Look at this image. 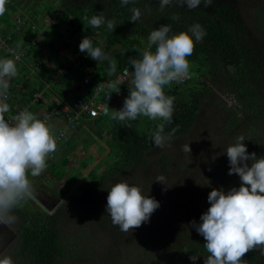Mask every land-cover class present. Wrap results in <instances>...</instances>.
I'll use <instances>...</instances> for the list:
<instances>
[{
    "label": "rangeland",
    "instance_id": "374dc122",
    "mask_svg": "<svg viewBox=\"0 0 264 264\" xmlns=\"http://www.w3.org/2000/svg\"><path fill=\"white\" fill-rule=\"evenodd\" d=\"M217 1L222 0H214ZM230 1L241 26L262 49L264 55V32L257 29L255 20L258 11L264 12V0ZM61 3V0H7L5 11L12 22L4 24L0 20V36L2 30L10 31L13 26L20 27L18 29H22L21 31L14 28L13 32L19 33L22 36L21 40L33 38L44 55L53 54L52 60L48 62L47 71L38 65L39 62L36 63L37 66L32 67L27 60L30 65H27L26 71L21 72L22 76L26 77H15L20 72L17 68V74L10 79L12 85L14 83L18 85L12 93L15 95V106L29 110L37 117L41 109L46 108V103L43 102L45 100L33 97L31 102L34 103L31 105L28 97L23 96L21 99L17 91L19 87L24 90L23 87H27L28 81L33 84L41 83L48 93L45 95L43 92V97L50 99L54 97V93L70 89L71 82L75 86L73 78L71 82L62 84L52 83V77L47 80L49 74L52 75L53 71H56L59 63L66 69V74L69 73L71 65L62 58L66 54L70 57L74 51L70 41L69 46L65 42V49L60 50L56 46L50 52L48 48L52 41L56 38L65 41L71 30L79 29L78 25L68 26L66 20L60 21L55 27L50 25L55 19L46 15V10L52 12L53 9L62 6ZM35 14L39 16H33ZM27 19L31 20L29 24L32 25L25 29L23 24ZM33 23L35 26L38 24L39 29L35 28ZM143 25H151L153 30H158L161 26L155 17H145ZM118 43L117 47L124 44ZM23 45L24 43L20 46ZM27 46L28 44L24 47ZM7 55L8 53L0 51V59ZM74 73L71 72V76ZM43 77L46 83L41 81ZM209 81L210 91L193 128L187 134L171 139L170 146L163 149L154 147L147 153L145 165L132 166L123 171L114 169L116 157L111 143L115 141L120 125L124 127V123L112 121L109 116L100 124L93 126V129L82 128L77 138L72 139V145L57 148L54 159L46 158V170L38 177L29 176L35 198L14 211L15 223L0 224V258L9 256L14 264L19 263L16 260L15 249L19 243L21 214H28L34 210L55 214L69 195H76L81 185L91 182L95 176L99 184L94 204L100 213L64 209V212L58 214L62 246L66 249L61 264H204L205 258L195 262L183 258L180 256V249L188 238L201 236L190 222L202 223L200 217L210 207L208 194L213 189L221 188L227 192L237 184V180L239 181L237 175H228L230 166L225 153L227 147L236 142V137L243 135L245 138L243 143L248 153H255L257 158L264 157V149H261L257 135L246 131L248 123L241 114V105L235 99V95L228 92L222 70L218 69L214 75L209 74ZM147 120L148 118L141 116L136 121L127 123L135 126L137 132H141L145 131ZM100 130L102 134L99 133ZM64 161H67L68 165L63 169L60 164ZM55 162L63 169L64 174L61 178L50 172ZM248 163L250 165L251 161ZM157 176L165 178L164 184L155 182ZM121 181H127L130 185L140 188L144 196L155 198L160 204L148 223L128 233H123L114 226L105 211L108 191Z\"/></svg>",
    "mask_w": 264,
    "mask_h": 264
},
{
    "label": "trees",
    "instance_id": "16d2710c",
    "mask_svg": "<svg viewBox=\"0 0 264 264\" xmlns=\"http://www.w3.org/2000/svg\"><path fill=\"white\" fill-rule=\"evenodd\" d=\"M61 1L62 6H58V9H53L52 12L46 10V15L51 16V19H55L50 25L55 27L60 21L66 20L68 26L78 25L79 29L71 30L69 37L64 36L65 41L62 38L54 39L48 50L52 52L56 46L60 50L65 49L66 45L69 46V42L72 41L71 44L74 46V51L70 57L66 54L63 55L62 59L71 64L73 63L72 68L76 71L72 76L70 73L67 76L57 78L55 84L71 82V78L75 81H82L86 77L84 68L87 65L94 67L89 75L91 82L87 85L89 93L93 91L96 81L106 84L107 79L115 78L124 68L131 66L129 63L130 57L138 58L140 52L146 48L147 37L153 28L151 25H143L145 17H155L161 25H171L169 35L187 31L191 25L199 23L206 30L207 35L202 42L195 43L193 54L186 57L190 62V71L193 73V79L185 84L174 85L172 83L163 88L165 95L175 97L172 123L165 126L164 134H168L175 128L177 130L172 136V139H174L187 134L193 128L202 104L210 91L209 74L214 75L219 69L224 73L228 92L235 95V99L241 105V114L248 123L246 131L256 134L257 140H260L261 149H264V55L262 49L249 37L248 32L236 18V11L232 1H217L210 7H205L201 3L197 9L191 11L188 10L186 5L178 7L175 4L161 11L159 7L160 0H135V3H130L126 7L121 6L119 0ZM134 7L139 8L142 13L136 23L129 21L132 15L131 9ZM101 12L106 18L115 20L116 27L113 32L107 29L106 24L99 28H91L89 26L86 18L98 15ZM174 15L179 17V19H171ZM33 16L37 17L39 15L35 14ZM0 20L4 24L12 22L7 11L0 16ZM255 20L257 29L264 32V12L258 11ZM30 22L31 20H25L23 27L25 29H27L26 27H31L32 24H29ZM38 24L35 26L33 23L35 28L39 29ZM14 28L19 31L22 30L18 29L20 27L13 26L11 28L12 31L8 29L2 30L1 36L5 39L8 46L16 52L21 53L25 49L23 61L16 63V67L20 72L15 77L25 76H22L21 72L26 71L27 65H30L27 60L30 61V66L32 67L37 66L36 63L39 62L40 66L47 71L48 62L52 60L53 54L45 53L44 55L41 49L38 48L39 45H37L36 40H32L33 38L27 37L28 39L21 40L22 36L13 32ZM92 34L106 40V47H101L96 42L92 44L94 47H101L107 56L115 60L116 67L114 72L110 73L107 60L94 61L88 57L86 52H80L79 44L82 39ZM118 42H123L124 44L117 47ZM22 43L24 45L20 46ZM26 44L28 46L25 48ZM152 51H154V47ZM60 68H62V65L59 63L55 68L56 71H53L52 75L49 74L47 80L51 77L54 80ZM37 74L40 75L39 73ZM45 78L43 77L41 81L46 83ZM16 80L19 81L18 79ZM11 83L12 80L9 81L10 86L7 92L13 93L18 85H15L16 83L12 85ZM26 86V88L23 87L24 92L22 89L17 91L21 99L26 96L30 99V103L36 94L42 91H44L45 95L48 94L41 83L33 84L28 81ZM68 92H70V89L63 90L62 94L65 95ZM15 105L16 103L13 102L12 106L15 107ZM160 122L159 119L155 121L148 119L145 131L141 132H137L135 126L129 127L124 124V127H122L120 125L117 137L111 143L116 157L115 170L123 171L132 166H141L147 163V153L154 148L152 133ZM253 129H256V131ZM99 133L102 134L101 130ZM260 134L262 135L261 138ZM72 142L73 140L71 139L66 147L72 145ZM56 154V151L50 154L51 159H54ZM165 159L162 158V160ZM67 165V161L60 164L63 169ZM60 166L55 162L50 169V172L57 178H61L64 174ZM164 166H162L163 169L165 168ZM98 181V178L94 176L91 182L81 185L80 191L76 195H69L55 214L51 215L48 211L43 210H34L28 214H21L22 224L18 229L19 243L17 249H15L16 260L19 261L18 264H61L66 249L62 246L63 238L57 218L58 214L64 212V209L79 212L96 211L99 214L100 210L96 209L94 204ZM236 183L232 188H239L240 179ZM205 243L206 241L202 236L188 238L182 249H180V256L189 259L190 256L197 255L199 256L197 260L205 258L207 256V252L203 247ZM242 259L244 264H264V256L256 250L246 253Z\"/></svg>",
    "mask_w": 264,
    "mask_h": 264
},
{
    "label": "clouds",
    "instance_id": "9594fccd",
    "mask_svg": "<svg viewBox=\"0 0 264 264\" xmlns=\"http://www.w3.org/2000/svg\"><path fill=\"white\" fill-rule=\"evenodd\" d=\"M6 2L0 0V16L5 13ZM119 2L126 7L135 0ZM201 3L210 7L214 0H160L159 7L163 11L173 4L178 7L186 5L191 11ZM131 12L129 21L138 22L141 10L134 7ZM86 19L91 28L106 24L107 29L113 32L116 27L115 20L106 18L103 12ZM171 19L179 17L174 15ZM170 32L171 25L168 24L149 33L146 48L140 56L129 58L134 69L129 95L121 104L104 108L105 117L129 127L131 125L127 122L136 121L141 116L154 121L159 119L161 122L152 133V143L158 149L170 146L177 130L174 128L164 134L165 126L172 123L175 97L165 95L163 88L172 83H183L191 77L190 62L186 57L193 54L195 43L202 42L207 35L199 23L179 34L169 35ZM79 50L86 52L94 61L107 60L110 73L115 71V60L101 47H94L90 38L82 39ZM19 59L14 50H9L8 55L0 59V96L7 94L9 81L17 74L16 60ZM9 110L10 106L0 100V224L4 225L15 223L14 211L35 198L29 170L31 177L40 176L46 170V158L50 159V154L56 151L57 139L67 132L63 129L55 134L51 125L27 109L11 117L10 122L5 118ZM243 141V135L236 137V142L225 152L230 166L228 175L239 177V188L233 187L227 192L222 188L213 189L207 197L210 207L200 217L202 223L190 222L206 241L203 246L207 252L204 264H244L242 258L253 250L264 255V157L249 154ZM164 179L157 176L155 182L164 184ZM159 207L155 198L144 196L140 188L121 181L108 191L105 211L114 226L128 233L148 223ZM198 258L197 255L189 257L193 262ZM0 264L14 262L11 257L3 256Z\"/></svg>",
    "mask_w": 264,
    "mask_h": 264
},
{
    "label": "built area",
    "instance_id": "2783aa9c",
    "mask_svg": "<svg viewBox=\"0 0 264 264\" xmlns=\"http://www.w3.org/2000/svg\"><path fill=\"white\" fill-rule=\"evenodd\" d=\"M81 36V35H80ZM91 42L98 43L101 47H106L105 39H102L98 35H89ZM9 50H13L8 46L5 39L0 42V51L8 53ZM15 51V50H14ZM16 52V51H15ZM18 53V52H16ZM20 56L19 60L22 62L25 54V50L18 53ZM46 61V59H45ZM44 62V61H43ZM70 63V62H69ZM40 65V63L38 64ZM70 71L66 74L64 67L60 68L54 77L52 83H55L57 78L67 76L71 72L76 70L72 68L73 63H70ZM86 77L82 81H75V86L70 88V92L63 95L62 93H54V97L46 99L43 97V92L38 93L34 96L35 99L40 98L48 103L49 106L42 108L37 118L45 121L48 125H51L52 130L55 134H59L63 129H67V132L63 136H59L57 139V147L62 148L66 146L71 139L77 138L82 128L91 129L96 124H100L105 117L104 108L111 104L119 105L122 100L129 95L131 72L134 71L132 66L124 68L115 78L107 79L106 84L96 81L94 83V89L92 92H88L87 85L91 82L90 73L94 67L87 65L85 68ZM193 79V73L189 79L184 80L185 84ZM177 85V83H173ZM52 85V84H51ZM18 87V86H17ZM16 87V88H17ZM21 88L19 87V90ZM24 92L25 90L22 89ZM15 95L7 92L5 96H0V100H3L10 106V110L5 114V118L11 122V117L18 115L25 108L13 107ZM34 102H31L32 105ZM17 111V112H14ZM93 129V128H92ZM62 144V146H60ZM31 170H29L30 172ZM30 176V175H29Z\"/></svg>",
    "mask_w": 264,
    "mask_h": 264
},
{
    "label": "crops",
    "instance_id": "0c3cea01",
    "mask_svg": "<svg viewBox=\"0 0 264 264\" xmlns=\"http://www.w3.org/2000/svg\"><path fill=\"white\" fill-rule=\"evenodd\" d=\"M4 38L2 36H0V42H3ZM2 53V52H1ZM48 105V103L46 102V106Z\"/></svg>",
    "mask_w": 264,
    "mask_h": 264
}]
</instances>
